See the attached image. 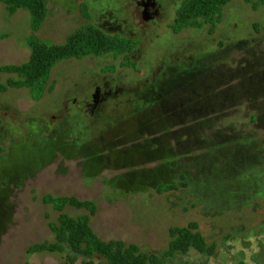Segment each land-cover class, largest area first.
I'll return each instance as SVG.
<instances>
[{
    "label": "rangeland",
    "instance_id": "1",
    "mask_svg": "<svg viewBox=\"0 0 264 264\" xmlns=\"http://www.w3.org/2000/svg\"><path fill=\"white\" fill-rule=\"evenodd\" d=\"M183 1L48 0L38 32L27 10L11 16L0 7V36L7 35L0 39V66L25 63L30 36L64 44L82 26L109 20L139 40L141 68L103 75V67H118L123 58L69 59L54 66L53 92L39 101L27 88L0 91V264H69L61 253H29L55 240L49 222L59 212L43 202L46 194L96 202L91 225L106 241L161 252L172 227L197 222L218 245L212 257L192 251L167 264H264V5L255 10L235 0L213 33L206 26L176 34ZM85 4L91 20L82 15ZM174 62H187L189 86L155 87L162 99L151 108L122 106L99 116L80 108L92 84L139 89L133 85L151 83L159 67L165 74ZM11 77L0 72L3 84ZM173 184L178 191L158 190Z\"/></svg>",
    "mask_w": 264,
    "mask_h": 264
},
{
    "label": "trees",
    "instance_id": "2",
    "mask_svg": "<svg viewBox=\"0 0 264 264\" xmlns=\"http://www.w3.org/2000/svg\"><path fill=\"white\" fill-rule=\"evenodd\" d=\"M235 0H184L176 13L173 24L174 33L188 28L203 29L209 26L210 33L222 20L223 9ZM255 10L264 5V0H247ZM6 6L9 15L20 10H27L31 16V30L38 32L49 15L48 0H0ZM87 4L81 9L82 15L91 20ZM7 35H1L0 39ZM27 45L31 52L28 60L20 65L0 66V72L12 74L6 84L0 81V91L10 88H27L34 101H39L46 93L53 92L49 86L51 72L57 63L69 59H82L88 56L112 55L115 59L125 56L131 64L129 53L137 45L136 40L112 35L95 23H88L71 33L64 44H54L47 40L30 36ZM115 68V67H110ZM186 187V184H182ZM159 192L178 191L179 186L163 185ZM45 204L59 212L57 222H49L55 234L54 241L36 243L29 248V253H61L69 264H77L82 259L84 264H167L178 256H189L192 251L207 257L216 255L218 245L210 244L200 230L197 222L170 229V242L161 252H145L139 245L124 240H103L91 225V219L97 213V204L92 200H81L76 196H54L46 194L42 198ZM67 208L85 210L77 216L66 212ZM98 259V263L95 260ZM183 264H192L184 262Z\"/></svg>",
    "mask_w": 264,
    "mask_h": 264
},
{
    "label": "flooded vegetation",
    "instance_id": "3",
    "mask_svg": "<svg viewBox=\"0 0 264 264\" xmlns=\"http://www.w3.org/2000/svg\"><path fill=\"white\" fill-rule=\"evenodd\" d=\"M177 13V11H176ZM156 16H158L159 10L155 12ZM154 15H151L150 18L154 19ZM176 17V16H175ZM155 20V19H154ZM175 21V18H174ZM102 30H109L116 32L115 34H119L121 36L123 33V27L121 25H115L114 21L103 20L102 24H100ZM167 27L170 29L169 24ZM126 37V36H124ZM132 40L137 41V45L133 49L132 52L129 53V57L132 60L133 65H131L126 59L125 56H121L123 58L120 66L116 65H107L102 68L103 75L112 74L108 71L110 67H115V71L113 74L119 72L120 69H133L136 72H141V68L139 67V63L136 62V52L139 45V40L133 37H127ZM224 45V44H223ZM107 56V55H104ZM102 57V56H100ZM179 59L178 57L176 58ZM176 60V61H177ZM175 65H170L167 67V73H163V67H159L157 72H154V78L151 79V83L146 81H141L140 84L133 85V87H141L135 89H125V90H115L112 87H124L123 85H115L110 81L105 80L101 83L92 84L90 87H95L93 93L91 94V99L86 101L85 104L80 105V108H83L84 112L93 113L97 116L102 113H106L108 110L118 111L122 106L127 112L131 110L134 112H140L145 109V106L148 105L150 108L153 107V104H156L158 100L162 99V94L158 93L162 92V87H188V67L187 62H174ZM164 74V75H163ZM164 76V77H163ZM202 87H209L207 85H200ZM127 87V86H126ZM129 87V86H128ZM143 87V88H142ZM155 87H161L157 90ZM112 108V109H111Z\"/></svg>",
    "mask_w": 264,
    "mask_h": 264
},
{
    "label": "crops",
    "instance_id": "4",
    "mask_svg": "<svg viewBox=\"0 0 264 264\" xmlns=\"http://www.w3.org/2000/svg\"><path fill=\"white\" fill-rule=\"evenodd\" d=\"M1 6H4V4H3V3H0V7H1ZM20 11H21V10H20ZM20 11H18V12H20Z\"/></svg>",
    "mask_w": 264,
    "mask_h": 264
}]
</instances>
